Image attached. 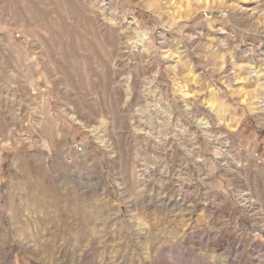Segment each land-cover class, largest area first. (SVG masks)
<instances>
[{
  "label": "rangeland",
  "instance_id": "1",
  "mask_svg": "<svg viewBox=\"0 0 264 264\" xmlns=\"http://www.w3.org/2000/svg\"><path fill=\"white\" fill-rule=\"evenodd\" d=\"M0 264H264V0H0Z\"/></svg>",
  "mask_w": 264,
  "mask_h": 264
}]
</instances>
